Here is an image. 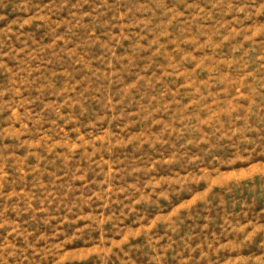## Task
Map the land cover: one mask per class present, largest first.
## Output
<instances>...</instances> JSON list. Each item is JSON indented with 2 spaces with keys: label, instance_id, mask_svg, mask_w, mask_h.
<instances>
[{
  "label": "rangeland",
  "instance_id": "obj_1",
  "mask_svg": "<svg viewBox=\"0 0 264 264\" xmlns=\"http://www.w3.org/2000/svg\"><path fill=\"white\" fill-rule=\"evenodd\" d=\"M0 264H264V0H0Z\"/></svg>",
  "mask_w": 264,
  "mask_h": 264
}]
</instances>
